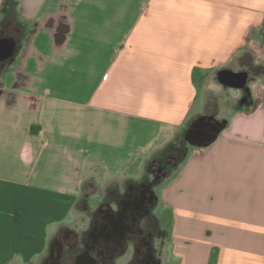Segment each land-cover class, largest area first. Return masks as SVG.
Instances as JSON below:
<instances>
[{
  "label": "crops",
  "instance_id": "1",
  "mask_svg": "<svg viewBox=\"0 0 264 264\" xmlns=\"http://www.w3.org/2000/svg\"><path fill=\"white\" fill-rule=\"evenodd\" d=\"M20 16L29 37L0 73V264H47L89 181L183 143L223 69L248 71L253 104L174 165L158 198L191 243L169 257L264 264V0H21Z\"/></svg>",
  "mask_w": 264,
  "mask_h": 264
},
{
  "label": "flooded vegetation",
  "instance_id": "2",
  "mask_svg": "<svg viewBox=\"0 0 264 264\" xmlns=\"http://www.w3.org/2000/svg\"><path fill=\"white\" fill-rule=\"evenodd\" d=\"M167 163L170 162L153 161L150 165L152 182L132 183L123 193L112 195V201L103 202L92 216L89 229L81 237L70 230L59 232L47 264H90L91 258L96 260V264H113L118 255L127 252L130 244H133L136 263L160 264L152 254V237L143 233L140 223L160 201L153 186L166 178ZM67 248L70 252L68 259Z\"/></svg>",
  "mask_w": 264,
  "mask_h": 264
},
{
  "label": "rangeland",
  "instance_id": "3",
  "mask_svg": "<svg viewBox=\"0 0 264 264\" xmlns=\"http://www.w3.org/2000/svg\"><path fill=\"white\" fill-rule=\"evenodd\" d=\"M9 1L11 4H13V9L17 11L19 0H6V10L10 9V7L7 5ZM29 33L30 31L27 29L21 41V45L26 42L29 37ZM241 55L243 58H246L245 52H243ZM3 72V70L0 71L1 74ZM215 82L217 84V92L212 91L204 95V97L207 98V102L209 104L208 111L215 114L216 118L219 120H224L225 118L229 117L230 114H232V112L239 106L240 98L238 93L240 91L242 92L243 90H235L224 87L219 83L218 79ZM203 84L204 81L199 79L198 87L201 91V94L203 90ZM189 149L190 146L186 144L187 155ZM163 164L165 163L163 162ZM150 165L151 162L149 161L139 162L125 174L98 173L95 175V177L89 181L87 187L85 188L81 205L77 207L75 213L72 214L68 219L67 229L81 237V235L89 229L92 216L94 215L96 209L103 202L112 201V195L123 193L124 190L132 183H140L143 181L152 182L153 175L150 172ZM174 165L175 164L173 162L167 163L166 178L160 184L153 186L154 193L157 196L159 195L160 199L163 198L162 196H164L167 192H170L169 188L165 187V182L167 178H170L176 174ZM161 200L152 210V213L141 221L140 228L145 235H151L153 241L152 254L160 261V264H180L178 259L174 260L171 256L169 257V254L172 251L171 249H178L184 246L189 247L191 242L184 241L182 239L181 231H178L176 219L173 215V211L171 210L172 208L168 209L166 207L168 204L164 205V202L162 203ZM112 207H115L114 203H112ZM199 242L200 241L198 240V243L196 244H199ZM204 242L208 243V241H201L203 244ZM66 254L68 259L70 257L68 248L66 249ZM66 262L68 261L66 260ZM113 264H138L135 261L133 244L129 245L125 254L118 255L114 259Z\"/></svg>",
  "mask_w": 264,
  "mask_h": 264
},
{
  "label": "water",
  "instance_id": "4",
  "mask_svg": "<svg viewBox=\"0 0 264 264\" xmlns=\"http://www.w3.org/2000/svg\"><path fill=\"white\" fill-rule=\"evenodd\" d=\"M16 51V43L9 38H0V60L12 58ZM217 79L224 87L244 90L249 81L247 72H235L223 69L218 72ZM224 124L212 118H201L193 126L187 135L190 144L197 147H206L212 143L223 129ZM90 264H96V260L91 258Z\"/></svg>",
  "mask_w": 264,
  "mask_h": 264
},
{
  "label": "trees",
  "instance_id": "5",
  "mask_svg": "<svg viewBox=\"0 0 264 264\" xmlns=\"http://www.w3.org/2000/svg\"><path fill=\"white\" fill-rule=\"evenodd\" d=\"M6 1V0H5ZM10 9L6 10L5 9V3L3 6V14L4 17L2 16V20H1V28H2V36L0 38H9L12 39L16 44L17 47L25 33V26L24 23L21 19L20 16V9H21V0H19L18 3V9L17 11H15V9H13V4L10 3V1L7 4ZM261 36L264 37V28L261 31ZM11 60V58L9 60L3 61L0 60V71L3 68V66L9 62ZM247 64H250L251 60H244ZM248 72V71H247ZM201 79L200 75L196 74L195 75V83L198 86V80ZM2 84V79L0 76V87ZM253 104V100H252V96L251 93L249 92V90L247 89V87L244 89V95L243 98L239 101V106L237 107V110H242L243 108H251ZM201 118H212L215 120L216 116L215 114H212L211 116H202L198 119H196L195 121H193V123L190 125V127L187 130L186 136H185V141L183 143H180L176 146H172L169 149H167L164 154L162 155V157L159 160H168L169 162H173L174 164H177L179 162H181L182 160H184V158L187 156V151H186V144H188L190 147H195L194 145L190 144V142L187 139V135L189 133V131L193 128L194 124ZM220 121V120H218ZM224 124L225 127V122L226 121H220ZM223 127V128H224Z\"/></svg>",
  "mask_w": 264,
  "mask_h": 264
}]
</instances>
